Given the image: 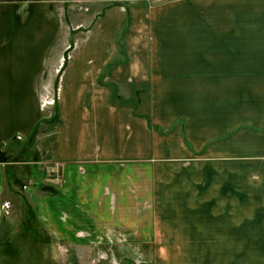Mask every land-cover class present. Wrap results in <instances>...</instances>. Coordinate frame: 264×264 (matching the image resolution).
Returning a JSON list of instances; mask_svg holds the SVG:
<instances>
[{
	"label": "crops",
	"instance_id": "crops-1",
	"mask_svg": "<svg viewBox=\"0 0 264 264\" xmlns=\"http://www.w3.org/2000/svg\"><path fill=\"white\" fill-rule=\"evenodd\" d=\"M56 1L0 0V151L50 116L44 88L56 93L78 34ZM127 17L110 5L72 50L55 96V191L29 189L22 211L21 229L34 221L47 238L2 241L14 250L3 255L32 264L28 247L54 240L74 264H264V0L132 9L141 46L110 66ZM113 86L140 109L112 102ZM10 164L0 160V231Z\"/></svg>",
	"mask_w": 264,
	"mask_h": 264
},
{
	"label": "rangeland",
	"instance_id": "rangeland-1",
	"mask_svg": "<svg viewBox=\"0 0 264 264\" xmlns=\"http://www.w3.org/2000/svg\"><path fill=\"white\" fill-rule=\"evenodd\" d=\"M168 0H58L55 2V7L58 8L57 14L58 17L61 18L64 22V27L67 31L68 28H72V24L74 26H78L77 32L78 34L74 36L71 41V44H66V48L70 49V52L64 56L67 63L72 57V50L74 47L78 46L84 38L88 37L87 30L91 29V23L95 17L100 16L106 10L107 7L112 5V3L122 4L128 9V13L134 9L137 11L138 9H149L154 7L155 5H159L163 2ZM91 22V23H90ZM72 23V24H71ZM108 26V20L104 22ZM126 22L123 24V28L118 32L117 36V46H118V53L114 56V59H117L118 62L122 61L126 58L127 47L131 46L134 50H137L141 45L138 42L139 38L137 35L138 27H134V29H130V24L128 26V30L123 34V29ZM80 25V26H79ZM106 28V26L104 27ZM96 28H93L95 30ZM143 31V30H142ZM142 31L138 34H141ZM97 32L94 34V38ZM128 35V36H127ZM93 38V39H94ZM129 40V43H128ZM121 46L124 47L125 52L123 53ZM62 57L60 58L59 64L61 63ZM59 66V65H58ZM65 70V69H64ZM135 86L132 85L130 89L124 92H133ZM143 91H140L139 97L141 99L147 98L149 88L144 86ZM50 94L49 91H45L42 94V102L46 99V97ZM136 93L133 92V95ZM49 96H52L49 95ZM143 97V98H142ZM119 100V99H118ZM117 101V100H115ZM129 104L133 105L137 110L140 109L139 103L137 98L133 97L128 102ZM142 109L146 108L147 102L142 104ZM51 106V113L46 120L40 125L39 129L34 131L33 134V141H29L25 143L24 140L17 139L16 144L12 146L11 149L6 150V157L9 162L13 163L10 164L8 167L10 170L7 173V185H8V194L9 199L6 202V210L5 213L6 218L4 219V227H2L0 231V264H8L7 257L3 254L13 253L10 248L7 251L5 246H2V241H9L12 238V241H16L17 243L20 241H44L46 235L40 232V229L35 225V222L32 221L27 228L21 229L23 222H22V211H26L27 208L26 199L28 196V190L31 188H40V184H49L50 178L53 177V173L50 170V153L51 149L55 140L54 130L56 124L58 123L57 120L52 118L55 115V108L57 106V101ZM10 188V189H9ZM27 196V197H25ZM25 199V200H24ZM29 202V201H27ZM50 241V240H49ZM28 247V246H27ZM18 250L26 249L25 246H18L14 247ZM28 252L33 253V261L32 264H74L75 259L70 257L71 250H66L65 259L62 258V255L57 251L56 241L48 247H40L39 250L36 245L28 247ZM21 251V250H20ZM20 253L19 251L17 252ZM5 258H2V257ZM25 262L22 261L20 264H24ZM27 264H31L27 262Z\"/></svg>",
	"mask_w": 264,
	"mask_h": 264
},
{
	"label": "trees",
	"instance_id": "trees-1",
	"mask_svg": "<svg viewBox=\"0 0 264 264\" xmlns=\"http://www.w3.org/2000/svg\"><path fill=\"white\" fill-rule=\"evenodd\" d=\"M116 4H118V3H115V2L112 3V5H116ZM130 21H131V13L129 12V13H128V17H127V19H126V24H125L124 29H123V34L128 30L127 28H128V26H129ZM121 49H122V51H123V53H124V52H125L124 47L121 46ZM124 61H127V58H126ZM116 63H118V60H117V59H115L114 61H112L109 65L112 66V65H114V64H116ZM118 99H119V101H121L122 103H128V102L130 101V99H124V98L120 97V95H118V91H117L116 87L113 86L112 102H115V100H118ZM57 110H58V107L56 106V108H55V115H54L52 118H54L55 120H57V122H59V116H58V111H57ZM44 120H46V118L40 120V121L35 125V127H34V131L37 130V129H39L40 125L44 122ZM34 131H33V133L31 134V136L28 138L27 142H29V141H33L32 139H33ZM27 142H26V143H27ZM0 160H1V161H9V160L7 159V157H6V153L3 152V151H0Z\"/></svg>",
	"mask_w": 264,
	"mask_h": 264
},
{
	"label": "built area",
	"instance_id": "built-area-1",
	"mask_svg": "<svg viewBox=\"0 0 264 264\" xmlns=\"http://www.w3.org/2000/svg\"><path fill=\"white\" fill-rule=\"evenodd\" d=\"M69 49V48H68ZM65 57H62L61 63L59 64L58 68L56 69L57 73L59 74V83L56 87V93L53 94L52 96H48L46 97V99L42 102L43 106H47V105H53L56 102V97L59 96V93L61 91L62 88V84L61 81L63 79L64 73H65ZM56 96V97H55ZM7 204V203H6Z\"/></svg>",
	"mask_w": 264,
	"mask_h": 264
},
{
	"label": "water",
	"instance_id": "water-1",
	"mask_svg": "<svg viewBox=\"0 0 264 264\" xmlns=\"http://www.w3.org/2000/svg\"><path fill=\"white\" fill-rule=\"evenodd\" d=\"M42 189L45 191H55V187L53 185H49V184H43Z\"/></svg>",
	"mask_w": 264,
	"mask_h": 264
}]
</instances>
